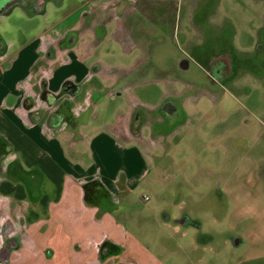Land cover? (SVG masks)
I'll return each instance as SVG.
<instances>
[{"label": "rangeland", "instance_id": "1", "mask_svg": "<svg viewBox=\"0 0 264 264\" xmlns=\"http://www.w3.org/2000/svg\"><path fill=\"white\" fill-rule=\"evenodd\" d=\"M120 1L124 44L97 33L94 59L128 74L96 114L131 112L150 148L112 207L119 248L139 264H264V0Z\"/></svg>", "mask_w": 264, "mask_h": 264}, {"label": "crops", "instance_id": "2", "mask_svg": "<svg viewBox=\"0 0 264 264\" xmlns=\"http://www.w3.org/2000/svg\"><path fill=\"white\" fill-rule=\"evenodd\" d=\"M33 2L0 13V264H139L119 248L113 208L145 178L150 147L131 112L96 114L126 73L95 61L97 33L124 44L125 8Z\"/></svg>", "mask_w": 264, "mask_h": 264}, {"label": "flooded vegetation", "instance_id": "3", "mask_svg": "<svg viewBox=\"0 0 264 264\" xmlns=\"http://www.w3.org/2000/svg\"><path fill=\"white\" fill-rule=\"evenodd\" d=\"M33 3H39L42 0H32ZM27 0H0V13L8 11L10 8H13L14 6H23L26 4ZM71 95V94H69ZM181 224L186 223V221H180Z\"/></svg>", "mask_w": 264, "mask_h": 264}, {"label": "built area", "instance_id": "4", "mask_svg": "<svg viewBox=\"0 0 264 264\" xmlns=\"http://www.w3.org/2000/svg\"><path fill=\"white\" fill-rule=\"evenodd\" d=\"M73 97H74L73 95H69V100H70V101H74V98H73ZM144 200H145L146 202L149 201L148 198H144Z\"/></svg>", "mask_w": 264, "mask_h": 264}, {"label": "clouds", "instance_id": "5", "mask_svg": "<svg viewBox=\"0 0 264 264\" xmlns=\"http://www.w3.org/2000/svg\"><path fill=\"white\" fill-rule=\"evenodd\" d=\"M0 223H2V221H0Z\"/></svg>", "mask_w": 264, "mask_h": 264}]
</instances>
